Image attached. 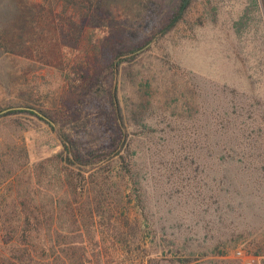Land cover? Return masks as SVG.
<instances>
[{"label": "rangeland", "instance_id": "rangeland-1", "mask_svg": "<svg viewBox=\"0 0 264 264\" xmlns=\"http://www.w3.org/2000/svg\"><path fill=\"white\" fill-rule=\"evenodd\" d=\"M4 1L0 0V154L27 158L10 173L2 169L9 179L0 184V200L20 199L27 186L37 202L63 199L51 184L34 180V167L59 148L57 125L47 116L53 128L33 115L10 112L31 107L56 115L81 148L93 149L110 133L108 106L99 86L107 72L104 55L119 43L152 37L136 51L138 56L124 61L130 74L107 76L113 88L118 82L120 92L133 102L149 92L143 121L147 124L139 120L130 133L138 156L150 154L137 166L147 189L146 217L133 208L142 222L146 249L158 264L174 263L167 260L178 256L186 259L184 264H244L236 250L254 256L252 264H264V0H191L177 25L165 34L155 32L179 0H102L106 26H94L97 21L89 16L87 0H7L13 9L1 4ZM225 107L230 118L238 114V121H243V149L228 150L234 159L220 162L215 155L226 156L227 149L219 144L215 152L214 141L231 134L217 116ZM183 151L195 154L188 165L161 164L172 152ZM155 153L163 154V160ZM237 172L243 183L211 179ZM114 179L116 189L124 190V199L131 197L133 205L129 182ZM192 187L205 194L197 195ZM210 189L220 196L210 197ZM236 189L240 194H234ZM225 194L240 208L226 220L225 234L217 236L210 229L213 210ZM36 213L41 216L43 211L38 208ZM171 237L176 239L173 246ZM217 243L223 254L212 256ZM104 246L109 247L106 239ZM42 259L52 261L48 250ZM102 259L129 264L111 247ZM137 259L132 264H140Z\"/></svg>", "mask_w": 264, "mask_h": 264}, {"label": "trees", "instance_id": "trees-1", "mask_svg": "<svg viewBox=\"0 0 264 264\" xmlns=\"http://www.w3.org/2000/svg\"><path fill=\"white\" fill-rule=\"evenodd\" d=\"M87 1L89 16L93 21H97L94 26H106L107 16L101 14L102 0ZM190 1L179 0L168 11V15L161 18L155 33L165 34L174 28ZM4 2L1 4H6V8H14L11 1ZM151 38L130 45L119 43L104 55V61L107 62L104 69L107 72L101 78L99 86H102L108 106L107 127L110 133L105 136L104 142L95 145L93 149L81 148L56 115L44 110L35 111L31 107L10 112L33 115L53 128L51 121L46 119L47 116L57 125L59 148L34 167V180L41 185L42 179L44 184H51L57 192L61 191L63 199L61 202L52 199H50L51 203L37 202L29 195L30 189L27 186L24 187L20 199L0 200V264H91L92 259L94 264H107L102 258L109 251V247L129 264H132L131 260L133 261L134 258H138L140 264H158V260H154L147 251L146 242H143L144 236L140 228L142 222L133 214V208H138L146 217L147 189L142 183L143 177L139 174L137 166L140 165V158L145 163L150 154L143 153L138 156V153L132 149L130 133L139 120L143 125L147 124V121H143L149 107V95L146 94L149 92L140 94V97L137 96L136 101L133 102L126 97L128 96L126 93L120 92L118 82L113 88L111 79L107 78L108 75L112 79L114 76L117 79L124 73L130 74L128 65L123 64L124 61L138 56L140 52L136 51L150 42ZM133 52L134 55H127ZM135 95L136 92L133 97ZM219 112L217 116L221 117L223 126L231 132L230 135L214 141L215 152L219 151L217 148L219 144L227 149L224 150L227 152L226 156L223 153L215 155L218 161L222 162L226 158L233 160L234 151L237 148L243 149V121H238V114L230 118L227 107ZM155 155L159 160H163V154L155 153ZM194 155L185 151L172 152V155L161 161V164L171 168L184 161L183 165H188ZM26 158L27 154L18 157L12 153L0 154V184L9 179V175L6 176V173L1 172L2 169L10 173L13 167L24 166ZM49 160L51 164L47 165ZM47 168L49 171L46 170ZM114 169L119 170L114 174ZM116 177L129 182L134 191L133 205H130L133 200L131 197L128 200L124 199V190L116 189L114 179ZM194 179L195 176L192 177V180ZM211 179L226 183L239 179L243 183V177L239 172L229 177L225 174L215 175ZM187 180L189 181L190 178ZM196 183H199L198 179ZM159 186H162L161 191L166 190L162 181L159 182ZM192 188L196 190L197 195L205 194L204 189L202 191L196 187ZM207 192L210 197L220 196L219 191L216 192L215 189ZM234 194L240 193L236 189ZM225 195L226 198L220 197L224 200H219L221 206L217 205L213 210L214 218L210 229L217 236L225 234V230L229 227L226 220L240 208L231 205L230 201H227L228 195ZM38 208L43 211L41 216L36 213ZM104 239L109 242V247L104 246ZM170 240V246H173L176 239L171 237ZM46 250L49 251L52 261L42 259V254ZM222 254L223 249L218 243L210 252L212 256ZM169 261L174 262L171 264L186 263V259L182 256L168 259L167 262Z\"/></svg>", "mask_w": 264, "mask_h": 264}, {"label": "built area", "instance_id": "built-area-1", "mask_svg": "<svg viewBox=\"0 0 264 264\" xmlns=\"http://www.w3.org/2000/svg\"><path fill=\"white\" fill-rule=\"evenodd\" d=\"M236 255L243 259L244 264H252L254 256L246 254L244 251L236 250Z\"/></svg>", "mask_w": 264, "mask_h": 264}]
</instances>
